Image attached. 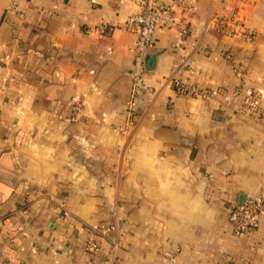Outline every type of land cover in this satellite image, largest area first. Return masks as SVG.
I'll list each match as a JSON object with an SVG mask.
<instances>
[{"label": "crops", "instance_id": "1", "mask_svg": "<svg viewBox=\"0 0 264 264\" xmlns=\"http://www.w3.org/2000/svg\"><path fill=\"white\" fill-rule=\"evenodd\" d=\"M137 1L0 0V264H102L113 222L116 264H264V211L240 236L227 220L264 193V0H189L181 44L157 30L152 94L122 133ZM232 13L250 40L211 26Z\"/></svg>", "mask_w": 264, "mask_h": 264}, {"label": "built area", "instance_id": "2", "mask_svg": "<svg viewBox=\"0 0 264 264\" xmlns=\"http://www.w3.org/2000/svg\"><path fill=\"white\" fill-rule=\"evenodd\" d=\"M136 5L138 8L137 12L129 15L123 23L124 29L133 33L135 40L132 47L134 55L133 66L129 73L131 80L130 95L127 101L129 119L127 128L122 130V133L134 130L137 127L135 118L138 114L136 109L138 97L152 94L151 88L145 83L146 68L144 58L153 44L157 30L176 31L181 44L186 36L187 18L193 12V7L189 0H171L169 3H162L160 0H138ZM210 24L217 30L225 31L232 37H239L244 40L252 38V33L245 29L237 13H232L228 19L214 18ZM105 31L107 29L104 26L97 29L99 34H104ZM180 44L176 43L175 47L178 48ZM190 66V58L183 57L181 67L187 68ZM168 82L171 83L172 89L177 95L207 99L212 94L207 89L186 85L173 77H169ZM244 101L245 104L251 107L258 105L257 95L252 92L247 93ZM72 108L70 119L75 121L80 113L81 105L74 101ZM263 211L264 193L249 197L244 204L230 205L227 209V220L231 225L232 235L240 236L247 231L255 229ZM121 234L122 230L116 222L110 224L106 232L109 251L104 257L102 264H116L114 253L119 246ZM95 250L92 244L88 246L89 252L93 253Z\"/></svg>", "mask_w": 264, "mask_h": 264}, {"label": "water", "instance_id": "3", "mask_svg": "<svg viewBox=\"0 0 264 264\" xmlns=\"http://www.w3.org/2000/svg\"><path fill=\"white\" fill-rule=\"evenodd\" d=\"M247 201V196L246 195H241L239 197L238 203L239 204H244Z\"/></svg>", "mask_w": 264, "mask_h": 264}]
</instances>
